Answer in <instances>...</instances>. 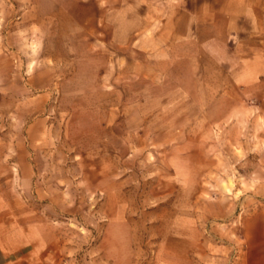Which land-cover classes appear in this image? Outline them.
<instances>
[{"label":"rangeland","instance_id":"rangeland-1","mask_svg":"<svg viewBox=\"0 0 264 264\" xmlns=\"http://www.w3.org/2000/svg\"><path fill=\"white\" fill-rule=\"evenodd\" d=\"M254 218L264 0H0V230L24 264H230Z\"/></svg>","mask_w":264,"mask_h":264},{"label":"crops","instance_id":"crops-1","mask_svg":"<svg viewBox=\"0 0 264 264\" xmlns=\"http://www.w3.org/2000/svg\"><path fill=\"white\" fill-rule=\"evenodd\" d=\"M11 226V229L0 230V264H24L27 237L14 225ZM243 234L244 249L230 264H264V220L254 218L246 221Z\"/></svg>","mask_w":264,"mask_h":264}]
</instances>
